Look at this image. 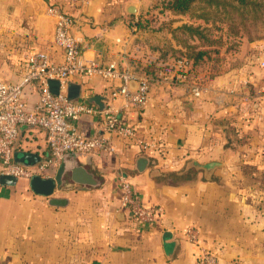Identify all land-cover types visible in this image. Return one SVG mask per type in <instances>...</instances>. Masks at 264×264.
<instances>
[{
    "label": "crops",
    "instance_id": "0c3cea01",
    "mask_svg": "<svg viewBox=\"0 0 264 264\" xmlns=\"http://www.w3.org/2000/svg\"><path fill=\"white\" fill-rule=\"evenodd\" d=\"M132 1L0 0V77L18 82L26 71L25 55L37 48L62 62L63 52L52 42L50 4L79 16L73 30L84 39L85 57L140 70L152 61L132 43L135 26L127 11ZM261 42H247L240 64L203 80L199 74L175 84L153 80L145 108L121 110V118L136 124L140 136L161 143L160 151H144L103 132L97 113L82 114L80 129L110 137L116 146L112 154H65L84 165L98 185L81 187L67 173L62 186L46 197L34 193L27 178L0 182V264H198L197 245L182 235L187 226L199 228L200 246L214 252L219 264H264V72L255 60ZM160 71L171 73L166 67ZM191 83L203 88L199 97L191 96ZM111 87L99 77L74 76L66 92L100 110ZM22 95L28 109L38 99L33 83L23 87ZM23 152L35 154L39 162L47 158L44 130L18 126L13 160ZM139 156L148 158L141 171L135 168ZM189 160L221 164L206 179L200 169L184 170ZM58 166L46 168L42 176H54ZM120 175L144 205L161 208L151 226L125 219ZM51 197L63 203L50 204Z\"/></svg>",
    "mask_w": 264,
    "mask_h": 264
},
{
    "label": "built area",
    "instance_id": "2783aa9c",
    "mask_svg": "<svg viewBox=\"0 0 264 264\" xmlns=\"http://www.w3.org/2000/svg\"><path fill=\"white\" fill-rule=\"evenodd\" d=\"M79 4H88L91 0H71ZM47 16L53 20L52 42L63 52V59L55 63L49 53L41 48L33 49L25 55V74L15 83L0 77V176L29 179L34 174L42 176L48 167L58 166L68 152L80 154H112L116 146L110 137L99 133H87L79 128L82 114L97 113L100 129L127 141H133L141 150L160 151L161 143L146 140L138 134V126L124 121L122 109L141 110L145 108L151 81L162 79L175 84L185 79L191 61L186 58L176 60L174 69L168 75L158 72L154 77L137 74L116 61L101 62L96 58L84 56L81 48L82 35L74 32L79 24L77 15L65 12L61 7L50 4ZM256 56L257 66L264 72V42L259 43ZM74 76L88 78L99 77L112 83L105 106L98 110L84 99H72L67 95L68 81ZM58 81V92L52 93L48 80ZM116 82V84H114ZM27 83H33L38 91V99L32 108L26 107L22 89ZM190 94L199 97L203 88L197 83L189 86ZM119 103H116L117 101ZM26 124L40 127L46 134L49 155L34 166H24L12 158V146L16 140L18 126ZM120 207L125 219L131 224L151 226L161 208L146 206L136 194L132 183L124 175L118 177ZM184 238L197 245L198 264H219L217 255L200 246L198 227L187 226L182 230Z\"/></svg>",
    "mask_w": 264,
    "mask_h": 264
},
{
    "label": "rangeland",
    "instance_id": "374dc122",
    "mask_svg": "<svg viewBox=\"0 0 264 264\" xmlns=\"http://www.w3.org/2000/svg\"><path fill=\"white\" fill-rule=\"evenodd\" d=\"M167 1L133 0L131 3L136 8L130 14V19L136 22L132 43L139 45L140 55L151 58L152 63L155 59L167 62L159 67L174 69L176 60L188 57L195 62L186 71L189 78L194 80L199 74V78L205 79L240 64L247 42L264 41V23L247 34L235 14L229 16L222 7L198 1L180 13L168 9ZM184 25L197 26L198 32L185 30Z\"/></svg>",
    "mask_w": 264,
    "mask_h": 264
},
{
    "label": "water",
    "instance_id": "95a60500",
    "mask_svg": "<svg viewBox=\"0 0 264 264\" xmlns=\"http://www.w3.org/2000/svg\"><path fill=\"white\" fill-rule=\"evenodd\" d=\"M136 10L133 4H129L127 11L128 13H133ZM49 87L52 93L58 92V81L55 79L48 80ZM218 124L223 126L225 124V120H219ZM67 156L64 155L62 158L58 169L54 176L43 177L37 174H34L29 178V187L33 190L34 193L41 196H50L54 193L57 188H60L64 182L66 174L69 173V177L72 182L81 185V187L87 188L90 186L98 185V179L87 170L84 165L79 164L77 159L68 160ZM16 158V157H15ZM17 162L24 166H34L39 162V158L32 153L23 152L20 156L16 158ZM148 158L145 156H139L137 158V162L135 164V168L139 171L144 170L147 167ZM221 163L218 162H209L207 164H199L195 160H189L185 166L184 170H188L190 167H194L196 169H200L203 172V177L209 179L211 177L212 172L220 166ZM16 177L1 175L0 182L5 179L15 180ZM62 198H49L50 204L53 205H61L63 203ZM167 234H170V231L166 230Z\"/></svg>",
    "mask_w": 264,
    "mask_h": 264
},
{
    "label": "trees",
    "instance_id": "16d2710c",
    "mask_svg": "<svg viewBox=\"0 0 264 264\" xmlns=\"http://www.w3.org/2000/svg\"><path fill=\"white\" fill-rule=\"evenodd\" d=\"M202 1L205 4L222 7L229 16H235L239 24L243 27L245 33H250L252 29H256L259 25L264 23V0H169L166 2L167 8L174 12H185L189 10L194 3ZM132 19V16H128ZM130 19V20H131ZM133 21V20H132ZM133 23H136L133 21ZM185 30L197 33V26L184 25ZM250 39V38H249ZM200 55V54H199ZM195 63L194 60L186 58ZM232 66H237L233 64ZM160 67L157 64L149 62L145 65H140V70L132 68V71L137 74H144L149 77H154Z\"/></svg>",
    "mask_w": 264,
    "mask_h": 264
}]
</instances>
